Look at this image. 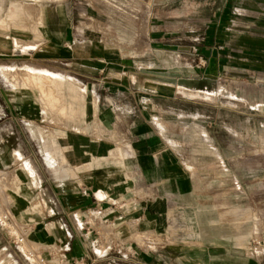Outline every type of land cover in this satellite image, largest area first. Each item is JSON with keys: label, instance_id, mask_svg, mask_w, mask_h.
I'll return each mask as SVG.
<instances>
[{"label": "rangeland", "instance_id": "rangeland-1", "mask_svg": "<svg viewBox=\"0 0 264 264\" xmlns=\"http://www.w3.org/2000/svg\"><path fill=\"white\" fill-rule=\"evenodd\" d=\"M248 1L250 12L264 17V0ZM219 7L218 0H0V37L4 41L9 40L11 48L35 49L34 52H39L45 47L58 44L69 49L83 45L86 50L94 49L101 67L116 63V81L120 79L123 85L114 87L126 94H117V102L129 108L127 106L130 102L140 100L161 142L178 153L184 175L195 178L199 201L194 204L182 196L178 197L179 203L171 200L166 203V193L162 192L165 212L168 214L170 211L171 217L169 220L165 218L164 234L159 237L136 231L131 237V241L135 242L133 248L136 244L144 248L151 246L148 244L150 241L164 247L183 243V249L195 241L203 248L206 238L208 241L212 238V243L223 238L221 244L231 247L235 246V241L233 237L226 241L225 235L236 233L235 223L244 225L243 231L250 234L248 242L241 246L245 253H248L245 251L247 249L252 248L253 252L264 247V48L257 46L260 40L257 35L253 38L251 33L254 29H260L256 33L264 34V24L261 27L246 26L244 33L237 32L244 34L247 40L244 52L248 54V60H245L248 67L238 68L235 57L227 64L228 69L219 79L205 84L202 77L205 63L199 59V56H203L199 48L201 43L212 41L203 40L204 37L210 33L212 37L217 33ZM63 9L68 15L72 40L54 44L48 35L47 16L59 17ZM161 34L175 40L171 43L173 47L168 46L169 50L164 52L162 49L158 51L157 45L152 42ZM28 37L31 39L29 42L25 41ZM262 37L264 41V35ZM16 39L22 42L18 44ZM28 44L32 46L27 48ZM3 45L8 46L5 42L0 44ZM39 62H36L37 67L49 66L50 69L0 67V147L6 148L8 152L15 150L13 153L19 155L16 160L20 162L19 166L27 164L37 181V176L26 162L27 158L18 150L22 149L25 154L27 150L29 153L33 150L31 156L35 157L34 164L40 168L43 149H51L50 141L53 147L61 143L71 145L70 138L68 142L64 139L63 135L66 134L57 136L52 129L70 132L76 128L75 121L81 119L78 117L81 108L84 116L88 115L89 105L83 107L88 100L95 105L100 102V108H103L101 102L104 98H114L113 92L108 90L113 85L109 84L105 88L104 82L69 73L68 69H75L74 63L65 60ZM26 69L47 70L58 74L61 79L45 82L38 79L37 82L25 75ZM103 73L94 74V77H101ZM85 80L97 84L87 90L86 86L79 84L86 83ZM29 81L34 83L33 87ZM11 84L21 95L33 94L49 118L40 120L41 115L38 116L35 126L30 124L32 132L22 122L18 126L8 119L4 101L10 99L13 92L18 93L11 90ZM205 85L208 89L203 88ZM131 92L133 96H130ZM68 120L69 130H65ZM49 134L51 139L48 138ZM99 141L119 144L112 154L120 151L121 146L122 156L112 158L114 163L110 162L111 165L121 166L125 160L130 159L132 146L129 149L130 144L123 139L99 138ZM190 164H194L195 168H189ZM17 165L0 173V216L5 211L3 207H10L13 210L12 218L20 223L19 226H35L31 231H37L39 225L32 221L43 213L44 203L36 198L37 187L33 185V192L25 203V211L17 214L14 192L20 193L22 187L12 179L14 170L8 173ZM125 170L120 169L122 180L134 186L138 171ZM184 175L177 181L181 192L189 189V181ZM132 185H128L132 194H137L140 189ZM181 186L185 189L181 190ZM37 190L41 191L39 188ZM10 226L0 222V264H11L6 262L7 257L14 260L15 264H35L24 255L25 246L13 242L14 228ZM56 230L58 235L63 234V229ZM220 231L221 234L217 233ZM191 239L192 242L189 241ZM61 240L51 248L65 254L66 250H70L73 235H64ZM36 252L38 256H48L46 251L36 249Z\"/></svg>", "mask_w": 264, "mask_h": 264}, {"label": "crops", "instance_id": "crops-1", "mask_svg": "<svg viewBox=\"0 0 264 264\" xmlns=\"http://www.w3.org/2000/svg\"><path fill=\"white\" fill-rule=\"evenodd\" d=\"M218 2L221 7H219V20L216 23L217 33L212 37L210 36L212 33L208 37H204L203 40L212 41L201 43L199 48L203 57H206L202 70L205 84L219 79L228 69L227 64H230L235 57H237L236 66L238 68L248 67L245 65L248 54L245 55L244 52V43H247V40L244 39V34L237 32L244 33L246 26L258 25L261 27L264 24V17H261L259 13L252 14L247 8L248 0H218ZM58 16L55 18L47 16L46 20L49 25L48 35L54 44L71 41L73 36L68 15L64 9ZM156 30L159 31L158 28ZM257 31L260 32V29L251 31L253 38L257 35L260 41L256 45L264 48V41L261 40L264 34L256 33ZM30 40V37L25 39L28 42ZM174 41V39L161 34L157 35L152 42H155L158 51L162 49L161 51L164 52L169 50L168 46H171ZM4 42L8 46H0L1 68L30 66L50 69L49 66L37 67L36 62L65 60L76 65L75 69L67 70L69 73L96 79L100 83L104 82L105 88H108L109 84L113 85V88L108 90L113 92L114 98L108 97L106 100L104 98L101 102L103 108H100V102L95 105L90 102L91 100L83 105V107L89 105V113L85 117L83 109L79 110L80 116L78 117L81 119L75 121V129L70 132L51 130L57 136L66 134L63 135L64 139L70 138L71 145L61 143L58 147H53L50 141L51 149L47 151L43 149V162L40 168L34 164L35 157L31 156L34 154L33 150H31L32 153L27 150L26 154L22 149L18 150L22 156L27 158L26 162L37 176L39 183L28 170L27 164L19 166L20 162L16 161L19 155L13 153L15 150L8 152L6 148L0 147V173L2 170L18 164L15 169L8 172L10 174L14 170L12 179L21 185V192L23 191L22 193L14 192L16 197L13 198V201L17 214L25 211V203L33 192V185L37 187L36 198L40 203H44L43 213L38 214L37 218H33L32 221L39 225V230L31 231L35 229V226L29 228L28 225H21V227L27 228L28 248L30 245V248L35 250L46 251L48 256L44 257L52 264H75L76 261H84L85 264H264V247L253 252H251L252 248L245 250L248 253H245L241 247L250 238V234L244 232L245 227L241 223L234 224L236 227L234 235H225L226 241L233 237L235 246L228 247L224 243L221 244L223 238H219V242L212 243V238L208 241L205 237L207 242H204L203 248L199 247V244L192 239L189 241H193V243H188L187 249H183V243H173L167 247L158 244L155 249L150 246L144 248L136 244L134 247L136 255H129L130 248L135 251L132 247L135 242L131 241L134 232L138 231L159 237L164 234L165 218L169 220L171 217H169L170 211L168 214L165 212L162 192L166 193V203H169L170 200L173 203H179L178 197L182 196L190 199L194 204L199 201V195L196 194L197 182L195 178L184 175L178 153L161 142L153 121L147 118L140 100L135 99L133 103L130 102L127 106L129 108H126L125 104L117 102L119 101L116 100L117 94L120 93L123 96L126 94L121 89L115 88L123 85L120 79L116 81V63L111 64L112 66L101 67L99 56L94 49L86 50L83 45L80 48L69 49L58 44L34 52L35 49H13L10 47L9 40L4 41L0 37V44ZM172 54L175 55V53ZM1 68L0 72H2ZM101 71L104 72L103 76L94 77V74H101ZM79 84L86 86L88 90L90 86H95L97 83L88 80L86 83L79 82ZM203 88L208 89L207 85ZM11 90H16L18 93L13 92L11 98L4 101L5 107L8 109V119L16 122L18 126L22 122L23 126H27L29 129L31 123L35 126L37 123L35 121L39 119L38 116L41 115L40 120L49 119L47 114L41 110V106L33 94L21 95L20 91L15 89L12 84ZM133 94L131 92L130 96ZM96 116L97 118H95ZM26 120L29 122L25 123ZM68 128L69 120L68 127L64 129ZM29 129L28 131H31ZM48 138L51 139L52 136L49 134ZM99 138L105 140L123 139L124 142L130 144L129 149L132 146L130 154L133 157L131 158L129 154L130 159L125 160L121 166L111 165L110 162L114 163L112 158L122 156V148L120 146V151L112 154L117 149L115 147L119 145L118 141L115 140L117 143L109 144L105 141L100 142ZM38 154L42 155L41 152ZM188 167L194 169L195 165L190 164ZM120 169H126L127 172L128 170L138 171L134 186L130 182L122 180ZM65 173L68 175L67 178H65ZM181 175H184L189 181V189L186 192H181L178 187L177 181ZM128 185H132L134 188L138 187L140 190L137 194H132ZM38 188L41 191H38ZM181 188V190L185 189L182 186ZM210 202L212 201L210 200ZM209 207L215 206L210 205ZM99 210L102 212L100 216L90 214L92 211ZM11 211L13 210L11 209ZM86 223L93 227L92 231ZM57 228L63 229L64 235H73L70 250H66L65 254L51 248L64 238L63 234L58 235L55 232ZM217 233L221 234V231ZM109 247H112L113 251L107 256H101L100 251ZM60 257H65L66 260L60 262ZM5 259L7 263L15 264L11 258Z\"/></svg>", "mask_w": 264, "mask_h": 264}, {"label": "built area", "instance_id": "built-area-1", "mask_svg": "<svg viewBox=\"0 0 264 264\" xmlns=\"http://www.w3.org/2000/svg\"><path fill=\"white\" fill-rule=\"evenodd\" d=\"M194 51H196V47H194ZM199 59L201 62H204V63L206 62V59L203 56H199ZM0 207L2 208L1 202H0ZM6 208L7 209H5L3 207V209L5 211H4L3 215L0 216V222L3 225L10 224L12 226V228H14L13 232H12V234H13L12 236L14 237L13 242L15 244H17L19 246L25 245L27 243V236H26L27 235V228L21 227V225L19 226L18 222H15L14 219L12 218L11 209L8 207H6ZM90 214L91 215L97 214L98 216H100V215H102V212L100 210L99 211H92ZM86 225L89 227L90 231L93 230V227L90 224L86 223ZM148 244L151 245L150 246L151 248L155 249L159 243L157 244V242H151L150 241V242H148ZM112 251H113V248L109 247L102 252L100 251V255L101 256L102 255L107 256ZM128 253H129V255H136V251H134L132 248H130ZM24 255L26 256V258L28 260H30L31 262H34L35 264H52L51 261L48 260L47 258L42 257L41 255L38 256L36 250L33 248H30V247L26 250V252L24 251ZM59 260H60V262H64L66 259H65V257H60ZM75 264H85V262L84 261H76Z\"/></svg>", "mask_w": 264, "mask_h": 264}, {"label": "bare ground", "instance_id": "bare-ground-1", "mask_svg": "<svg viewBox=\"0 0 264 264\" xmlns=\"http://www.w3.org/2000/svg\"><path fill=\"white\" fill-rule=\"evenodd\" d=\"M5 29V28H4ZM17 40V39H16ZM18 41V44H20V42H22L21 40L19 41V40H17ZM26 46V45H25ZM30 46H32V44H28L26 47L27 48H30ZM25 72H26V74L25 75H27L29 78L31 77V78H34V79H36V80H40V79H43V82H45L46 80H49V79H54V80H58V79H61V77H59L58 76V74L56 75V74H54V73H52V72H50V71H47V70H39V71H37V70H33V69H26L25 70ZM23 75V74H22ZM24 75V76H25ZM26 76V77H27ZM13 77H14V75H13ZM28 78V79H29ZM16 79V78H15ZM19 79V78H18ZM28 79H26V80H28ZM30 80V79H29ZM39 80L37 81V82H39ZM45 80V81H44ZM32 81V80H31ZM41 81V80H40ZM62 81V80H61ZM30 82V81H29ZM28 82V83H29ZM31 83V85L32 84H34V83H32V82H30ZM24 85H25V83H23ZM39 84V83H38ZM29 85V84H28ZM19 86V85H18ZM26 86V85H25ZM21 87V86H20ZM27 87V86H26ZM29 87H30V85H29ZM32 87H33V85H32ZM38 87V86H37ZM45 95H47V94H45ZM77 97V96H76ZM75 98V97H74ZM64 100H65V98H63ZM43 101V100H42ZM55 101V100H54ZM60 101V100H59ZM44 102V101H43ZM45 103H47L46 101H45ZM59 103V102H58ZM48 105V104H47ZM46 105V106H47ZM65 105V104H64ZM49 107V106H48ZM55 107V106H54ZM72 108V107H71ZM61 109V108H60ZM73 110V109H72ZM75 111V110H74ZM63 112V111H62ZM60 113V112H59ZM61 114V113H60ZM70 115V114H69ZM68 115V116H69ZM65 164V163H64ZM25 246V249L27 250L28 249V247H27V243L24 245ZM48 251V250H47Z\"/></svg>", "mask_w": 264, "mask_h": 264}]
</instances>
